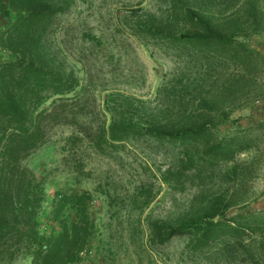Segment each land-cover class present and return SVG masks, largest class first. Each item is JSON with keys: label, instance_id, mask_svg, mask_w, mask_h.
I'll list each match as a JSON object with an SVG mask.
<instances>
[{"label": "rangeland", "instance_id": "374dc122", "mask_svg": "<svg viewBox=\"0 0 264 264\" xmlns=\"http://www.w3.org/2000/svg\"><path fill=\"white\" fill-rule=\"evenodd\" d=\"M183 1L232 15L227 25L239 28L240 45L227 54H199L133 33L140 15L169 19L165 8L178 1L68 0L45 35L46 51L57 77L62 67L79 85L36 109L54 108L36 148L15 154L9 138L0 144L1 181L12 194L37 200L40 234L58 231L52 209L60 194H91L94 233L79 264H264V0ZM11 23L10 13H0L3 38ZM117 24L122 31L109 37ZM84 30L103 36L102 45L83 43ZM1 43L0 60H11ZM194 113L209 122L196 141L145 129ZM113 121L132 127L111 137ZM193 220L245 233L205 239L171 233ZM0 264L31 258L0 254Z\"/></svg>", "mask_w": 264, "mask_h": 264}, {"label": "trees", "instance_id": "16d2710c", "mask_svg": "<svg viewBox=\"0 0 264 264\" xmlns=\"http://www.w3.org/2000/svg\"><path fill=\"white\" fill-rule=\"evenodd\" d=\"M172 1L179 3L165 8L169 19L154 20L151 14L143 13L136 24L131 25L133 33H144L178 43L199 54L220 51L227 54L235 48L234 43L240 45L236 41L241 33L239 28L227 25L232 21V15L214 14L183 0ZM68 3V0H0V13L8 12L12 18V23L5 30V38L2 37L4 31H0V42L7 43L12 52L11 60H0V144L9 138V147L15 154L21 151L26 153L43 142L39 136L44 129L43 122L52 115L54 108L36 109L49 98L68 94L79 85L80 80L73 71L65 73L61 67L60 76L57 77L55 66L46 51L50 47L45 35L56 25V18L65 12ZM121 27L123 25L117 24L111 29L109 37L114 36L115 30L122 31ZM81 37L83 43L93 41L96 45H102L103 36L101 39L93 36L90 30L82 31ZM4 43L1 44L4 46ZM164 90L166 87H163ZM58 99L60 97L53 98L50 105H56ZM165 111L171 109L160 110V113ZM184 118L167 120L165 123L156 120L145 129L156 137L172 141H196L209 122L197 119L195 113ZM131 127L130 124L113 121L110 125L111 137L116 129L126 131ZM1 171L2 167L0 254L22 252L31 258V264H79L90 251L94 233L93 216L89 211L91 194L86 190L60 194L52 209L59 229L55 234L43 235L38 232L35 220L37 200L12 194L1 181ZM217 225L210 222L205 227L201 220H193L171 230V233L177 230L192 231L201 233L204 239L223 235L239 238L245 233L241 228ZM151 226L155 230L159 227L156 223H151ZM158 234L161 235L160 232Z\"/></svg>", "mask_w": 264, "mask_h": 264}]
</instances>
